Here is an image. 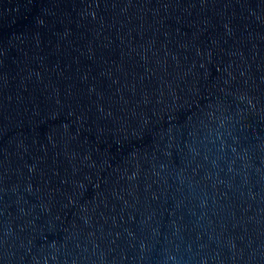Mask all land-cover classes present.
Listing matches in <instances>:
<instances>
[{
  "label": "water",
  "instance_id": "obj_1",
  "mask_svg": "<svg viewBox=\"0 0 264 264\" xmlns=\"http://www.w3.org/2000/svg\"><path fill=\"white\" fill-rule=\"evenodd\" d=\"M0 264H264V0H0Z\"/></svg>",
  "mask_w": 264,
  "mask_h": 264
}]
</instances>
